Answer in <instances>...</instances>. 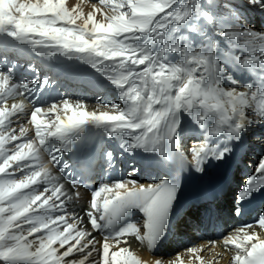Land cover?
Returning <instances> with one entry per match:
<instances>
[{
	"label": "snow or ice",
	"instance_id": "obj_1",
	"mask_svg": "<svg viewBox=\"0 0 264 264\" xmlns=\"http://www.w3.org/2000/svg\"><path fill=\"white\" fill-rule=\"evenodd\" d=\"M82 3L0 0V264H150L131 240L155 252L172 232L186 182L206 181L215 198L211 169L264 129V23L250 16L264 15V0H97L88 12ZM10 50L100 78L118 102L97 95L102 107L89 110L87 97L62 95L45 109L39 94L50 78L34 64L32 78H17L21 65ZM93 136L115 146L102 152L109 169L124 155L144 154L163 171L143 183L132 178L137 167L127 179L106 176L81 216L69 204L87 185L65 157ZM255 141L264 148V133ZM85 163L91 168L92 158ZM232 199L237 216L264 202V152ZM218 244L232 252L230 264H264V210L186 252L206 264L200 253ZM180 255L175 264H183Z\"/></svg>",
	"mask_w": 264,
	"mask_h": 264
},
{
	"label": "bare ground",
	"instance_id": "obj_2",
	"mask_svg": "<svg viewBox=\"0 0 264 264\" xmlns=\"http://www.w3.org/2000/svg\"><path fill=\"white\" fill-rule=\"evenodd\" d=\"M78 2H80V0H68L69 4H75V3H78ZM92 3H97V0H83L82 7L84 8L85 12H88V11L91 10V4ZM253 15H254V13H253ZM98 19H99V16H98ZM254 21H257V19L254 20ZM27 54H29V53H27ZM29 55H31V54H29ZM24 76H27L28 78H32V77H30L29 73H21V74L17 73V78L24 77ZM50 81H51V79H50ZM85 87L86 88H84L83 90L86 93L92 94L90 92L89 87H87V86H85ZM40 93H41L42 96L47 97L46 99H41V101H43V107L45 109H47V107L49 106V104L53 100H56V101L60 100V96L56 95L55 93L50 97L51 91L49 89H42ZM72 101H75V100H72ZM85 102L87 103L89 110H94V109H96L98 107H102L100 105L93 104L92 102L87 101V100ZM9 103H11V101H9ZM61 115L63 116L62 112H61ZM49 118H54V117H49ZM23 123H24V126L29 128V130H30L29 134L30 135L34 134L33 125L28 123L27 120H24ZM13 126L16 127V128L19 127V125H17V124H14ZM105 142H108V141H106L104 139L97 140V138L95 136L91 137L89 139V142H88L87 146L83 147L80 152L72 155V156H74V158L72 159V162L73 161L76 162L75 168L72 165V162L68 161V163L70 165H72L73 171L74 170L85 171L90 176V179H91V178L95 177V175H96L95 167L97 166V163H98L99 166H102L103 169H104V179L108 175H111L113 177H117L118 174H116L112 169H109L108 165L106 164V162H105V160L103 158L102 152L105 149ZM194 142H196V141L194 140ZM108 143H110V142H108ZM96 145H101L102 150L98 151L97 149L99 147H95ZM9 147H12V146L9 145ZM89 157L92 158V166H91V168H88L86 163H85V160L87 158H89ZM118 165H119V163L117 162V167H118ZM50 167H53V166L50 165ZM133 167L139 168L140 172L136 173L132 178H135V179H137L139 181L140 177H143L144 175H148L147 172L143 170V165L140 163V161H134L126 169L124 168L125 170L121 169V172L119 173V177H123V178H126V179L129 178L128 177V173L131 171V169ZM53 174L54 175H60L56 171V169L54 167H53ZM59 182L64 184L66 190L70 189L69 183L66 182L64 180V178H62ZM79 191L81 193L82 199L79 202H77V203H70L69 204V209L70 210L74 209V210H76L79 213V215L83 216V211H82L81 208H82V206L84 204L85 195H84V190L83 189H79ZM94 235H96V234L94 233ZM96 237H97V235H96ZM97 239H100V238L97 237ZM201 244H203V242L200 243L199 246H201ZM61 251H63V249ZM208 252H210L212 257H217L219 254L223 253L222 258H220L218 260V264H230L231 256H232V252L231 251H228L227 253H224L222 247H221V249L219 247H215L214 249H212V251H208ZM191 255H192V257H191L190 261L192 263H194V264H199V262L194 259L193 254H191ZM200 255H201V253H200ZM211 256H208L207 258L204 259L206 264H207L208 261H212L211 258H210ZM146 259H148L151 262H153L155 259H158V258H150L149 259V257H146ZM165 261L166 262L172 261L173 264H175L176 259L166 258ZM184 261H186V259ZM213 264H215V261L213 262Z\"/></svg>",
	"mask_w": 264,
	"mask_h": 264
},
{
	"label": "rangeland",
	"instance_id": "obj_3",
	"mask_svg": "<svg viewBox=\"0 0 264 264\" xmlns=\"http://www.w3.org/2000/svg\"><path fill=\"white\" fill-rule=\"evenodd\" d=\"M255 23H256L257 25H259V22H258V21H255ZM10 146H12V147H13V146H14V144H13V145H10ZM125 157H126V156L124 155V156H123V160H122L121 162H126V160H125Z\"/></svg>",
	"mask_w": 264,
	"mask_h": 264
}]
</instances>
